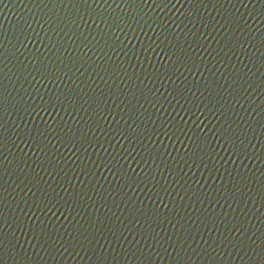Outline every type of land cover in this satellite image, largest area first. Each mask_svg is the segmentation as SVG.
I'll list each match as a JSON object with an SVG mask.
<instances>
[{
	"label": "water",
	"instance_id": "obj_1",
	"mask_svg": "<svg viewBox=\"0 0 264 264\" xmlns=\"http://www.w3.org/2000/svg\"><path fill=\"white\" fill-rule=\"evenodd\" d=\"M0 264H264V0H0Z\"/></svg>",
	"mask_w": 264,
	"mask_h": 264
}]
</instances>
